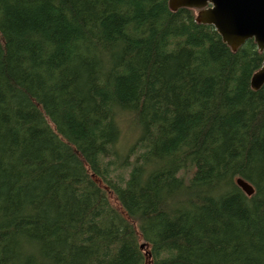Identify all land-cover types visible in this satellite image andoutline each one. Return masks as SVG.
Segmentation results:
<instances>
[{
    "label": "trees",
    "instance_id": "trees-1",
    "mask_svg": "<svg viewBox=\"0 0 264 264\" xmlns=\"http://www.w3.org/2000/svg\"><path fill=\"white\" fill-rule=\"evenodd\" d=\"M263 63L169 0H0V264H264Z\"/></svg>",
    "mask_w": 264,
    "mask_h": 264
},
{
    "label": "water",
    "instance_id": "water-1",
    "mask_svg": "<svg viewBox=\"0 0 264 264\" xmlns=\"http://www.w3.org/2000/svg\"><path fill=\"white\" fill-rule=\"evenodd\" d=\"M169 8L174 13L182 9L195 11L196 23L213 27L233 52L251 40L264 52V0H169ZM263 86L264 63L251 79L253 91ZM236 183L248 197L255 194L254 187L245 180L239 178Z\"/></svg>",
    "mask_w": 264,
    "mask_h": 264
},
{
    "label": "rangeland",
    "instance_id": "rangeland-1",
    "mask_svg": "<svg viewBox=\"0 0 264 264\" xmlns=\"http://www.w3.org/2000/svg\"><path fill=\"white\" fill-rule=\"evenodd\" d=\"M121 129H122V140L120 150L126 151L131 145H133L139 138L138 128L130 121L129 118L121 120ZM189 177L190 174H185ZM113 206H118L115 199L111 198Z\"/></svg>",
    "mask_w": 264,
    "mask_h": 264
}]
</instances>
